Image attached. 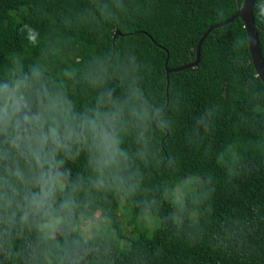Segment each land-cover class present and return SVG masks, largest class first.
Instances as JSON below:
<instances>
[{"label":"trees","instance_id":"1","mask_svg":"<svg viewBox=\"0 0 264 264\" xmlns=\"http://www.w3.org/2000/svg\"><path fill=\"white\" fill-rule=\"evenodd\" d=\"M243 1L0 0V81L38 65L76 113L132 90L147 111L125 120L128 159L102 187L54 124L19 148L0 131V264H264V81L243 19L209 33L196 67L165 66L193 62ZM254 14L264 57V0Z\"/></svg>","mask_w":264,"mask_h":264},{"label":"clouds","instance_id":"2","mask_svg":"<svg viewBox=\"0 0 264 264\" xmlns=\"http://www.w3.org/2000/svg\"><path fill=\"white\" fill-rule=\"evenodd\" d=\"M33 94L39 104L37 112L31 108ZM127 118H147L145 101L138 90L130 91L123 101L106 91L95 107L76 113L65 97L48 91L44 70L38 65L28 72L18 67L8 79L0 81V131L10 137L12 147L19 148L23 139L47 140L45 126L54 124L50 135L57 145L68 141L87 148L101 187L105 175L115 176L128 159L121 148V129ZM50 195L51 191L44 192L36 206H42Z\"/></svg>","mask_w":264,"mask_h":264},{"label":"water","instance_id":"3","mask_svg":"<svg viewBox=\"0 0 264 264\" xmlns=\"http://www.w3.org/2000/svg\"><path fill=\"white\" fill-rule=\"evenodd\" d=\"M255 2L256 0H244L240 9L232 17L224 21L212 24L201 37L198 43V46H197V57L193 62L180 65L177 67H169L168 65L169 57H167L165 66H166L168 79H169V74L171 72L181 71V70H184L190 67H196L199 64L201 60L202 44L213 29L222 27L228 23H231L236 18H241L243 19L246 30H247L248 43H249L254 67L258 75L264 81V57L262 53V47H261V43L259 39L258 27L256 23L255 14H254ZM117 34H121V32L117 31L116 35Z\"/></svg>","mask_w":264,"mask_h":264},{"label":"rangeland","instance_id":"4","mask_svg":"<svg viewBox=\"0 0 264 264\" xmlns=\"http://www.w3.org/2000/svg\"><path fill=\"white\" fill-rule=\"evenodd\" d=\"M98 217V216H97ZM100 220L97 218L96 220L90 221L83 225L82 231L89 237L93 234V232L96 230L97 226L99 225ZM47 227L51 234L55 233V225L53 223L47 224Z\"/></svg>","mask_w":264,"mask_h":264}]
</instances>
